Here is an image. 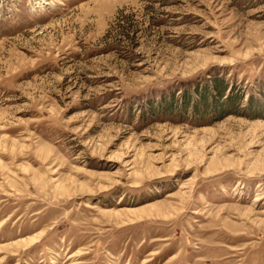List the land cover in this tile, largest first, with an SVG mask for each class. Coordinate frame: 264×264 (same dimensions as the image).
Segmentation results:
<instances>
[{
    "label": "rangeland",
    "instance_id": "obj_1",
    "mask_svg": "<svg viewBox=\"0 0 264 264\" xmlns=\"http://www.w3.org/2000/svg\"><path fill=\"white\" fill-rule=\"evenodd\" d=\"M0 264H264V0H0Z\"/></svg>",
    "mask_w": 264,
    "mask_h": 264
},
{
    "label": "bare ground",
    "instance_id": "obj_2",
    "mask_svg": "<svg viewBox=\"0 0 264 264\" xmlns=\"http://www.w3.org/2000/svg\"><path fill=\"white\" fill-rule=\"evenodd\" d=\"M135 213H136V212H135ZM33 239H34V238H33ZM26 241H27V240H26ZM26 241H25V242H26ZM31 241H32V239H30L28 242H31Z\"/></svg>",
    "mask_w": 264,
    "mask_h": 264
}]
</instances>
